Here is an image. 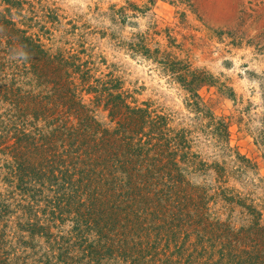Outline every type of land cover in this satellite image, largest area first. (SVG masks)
<instances>
[{
    "label": "rangeland",
    "instance_id": "374dc122",
    "mask_svg": "<svg viewBox=\"0 0 264 264\" xmlns=\"http://www.w3.org/2000/svg\"><path fill=\"white\" fill-rule=\"evenodd\" d=\"M0 258L264 264V0H0Z\"/></svg>",
    "mask_w": 264,
    "mask_h": 264
},
{
    "label": "trees",
    "instance_id": "16d2710c",
    "mask_svg": "<svg viewBox=\"0 0 264 264\" xmlns=\"http://www.w3.org/2000/svg\"><path fill=\"white\" fill-rule=\"evenodd\" d=\"M112 109L115 110L116 107L112 106L111 110ZM87 113H89V112H87ZM83 120H85V121L92 120V118L88 117L87 114H86L85 117L83 118ZM129 124H130V122H129ZM128 126H130V125H128ZM89 127H90V125H89ZM116 132H118V131H116ZM116 132L114 133L115 135L117 134ZM98 133H99V130L96 129V135H98ZM102 133L105 135L107 132L101 131V136H103ZM75 134L74 133L73 134H71V133L67 134V137H71V138L73 136L76 137L77 135H75ZM101 136L97 138L99 140L98 144H95L93 146L100 150L101 146H99V145L100 144L104 145L105 147L104 146L103 147L105 149V152L111 154L114 157L115 168H116L115 171L118 172L120 178L122 179L124 176H127V178H129V175H130L131 171H129V169L126 167V165H128V164L131 165L132 164V162H133L132 157L133 156L135 158H138V154H136V152H141V149L133 150L132 147L135 146V145L132 144V146H131L128 143L124 144L123 139L121 140L120 138H117L116 136L114 137L113 134L111 135L112 138H109V139H106L105 137L101 138ZM32 140L33 139L30 136H28L25 139H19L18 142L22 143V144L25 143L26 147H30V146L33 147L30 144V142ZM119 141L123 142L122 143V147L120 149H117V151H115L114 153H112L114 144L118 143ZM82 142H83V140H82ZM72 146H74V144H72ZM79 146L80 147L76 148V150H75V152H77V153H79L80 149L82 148V146H84V144L79 145ZM85 149H86V151L83 152L82 154L87 155V156L92 154L91 152H89V148L85 147ZM95 150L96 149H94L93 151H95ZM112 156L110 158H113ZM81 160L82 159L77 158L75 160V162L71 161V162H69L68 165H67L66 162L61 161V165L59 167H67V169H65L64 171H62V170L59 171V175H58L59 178H55V181H58L56 183L57 184L56 198H55L56 201L54 203H52L53 201H48L47 202V206L48 207H52L53 209H55V211L59 210L60 213H62V212H65V211H69L72 208L70 206L71 205H75L77 203V200H76L77 196L80 197V195H78V193H79V191L84 192V189L79 190L80 186L76 187L77 186L75 184L76 182L75 183L72 182V177L74 176V173H75L73 170H75L77 168L76 166H77V164H79V162ZM80 163H82L86 167H89L91 165V164L90 165L89 164L86 165V162L83 161V160ZM59 167H57V168H59ZM18 170H19V168H18ZM56 170H57L56 168L54 170L52 169V172L56 171ZM88 172H91V170H89ZM126 183H128L127 184V186H128L129 182H126ZM82 206H83V204H82ZM75 227L76 228H74V230H73L74 232L73 233H74L75 236H78L77 235V230H78V227H80V226H75ZM78 242H80V241H78ZM86 251H88V250H86ZM136 263H138V262H136ZM0 264H10V262L8 260H4V259L0 258Z\"/></svg>",
    "mask_w": 264,
    "mask_h": 264
}]
</instances>
